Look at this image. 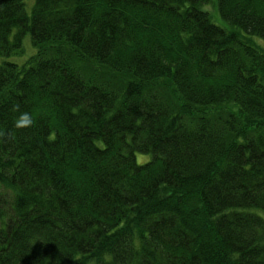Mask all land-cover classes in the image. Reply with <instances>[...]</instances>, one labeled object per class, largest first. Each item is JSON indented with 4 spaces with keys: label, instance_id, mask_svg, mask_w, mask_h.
Returning <instances> with one entry per match:
<instances>
[{
    "label": "trees",
    "instance_id": "obj_1",
    "mask_svg": "<svg viewBox=\"0 0 264 264\" xmlns=\"http://www.w3.org/2000/svg\"><path fill=\"white\" fill-rule=\"evenodd\" d=\"M28 1L0 0V264H264V0Z\"/></svg>",
    "mask_w": 264,
    "mask_h": 264
},
{
    "label": "rangeland",
    "instance_id": "obj_2",
    "mask_svg": "<svg viewBox=\"0 0 264 264\" xmlns=\"http://www.w3.org/2000/svg\"><path fill=\"white\" fill-rule=\"evenodd\" d=\"M33 2V0H29L28 4L30 5ZM207 9L215 14V8L213 3L209 4L207 6ZM214 18V17H213ZM215 21H218V19L214 18ZM256 40H258V43L260 45H264V41H262L259 38H255ZM35 52V48L31 43V39H30V35L29 33H26L24 35V38L22 39V51L19 54H13L9 57H7V60L16 62V63H22L27 57H29L31 54H33ZM150 155L149 154H142V153H136V161L138 163H143L146 162L147 160H149ZM69 264H75V263H69Z\"/></svg>",
    "mask_w": 264,
    "mask_h": 264
},
{
    "label": "clouds",
    "instance_id": "obj_3",
    "mask_svg": "<svg viewBox=\"0 0 264 264\" xmlns=\"http://www.w3.org/2000/svg\"><path fill=\"white\" fill-rule=\"evenodd\" d=\"M31 123V120L27 114H22L17 122V126H27Z\"/></svg>",
    "mask_w": 264,
    "mask_h": 264
}]
</instances>
